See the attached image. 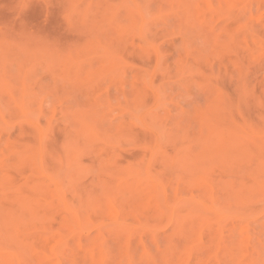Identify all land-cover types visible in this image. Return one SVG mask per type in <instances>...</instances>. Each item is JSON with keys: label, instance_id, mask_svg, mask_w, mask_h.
<instances>
[{"label": "rangeland", "instance_id": "rangeland-1", "mask_svg": "<svg viewBox=\"0 0 264 264\" xmlns=\"http://www.w3.org/2000/svg\"><path fill=\"white\" fill-rule=\"evenodd\" d=\"M0 264H264V0H0Z\"/></svg>", "mask_w": 264, "mask_h": 264}]
</instances>
